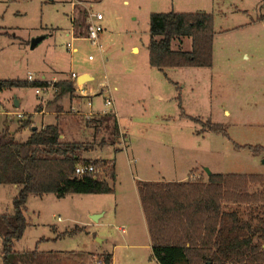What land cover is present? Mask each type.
<instances>
[{
  "label": "rangeland",
  "instance_id": "1",
  "mask_svg": "<svg viewBox=\"0 0 264 264\" xmlns=\"http://www.w3.org/2000/svg\"><path fill=\"white\" fill-rule=\"evenodd\" d=\"M263 2L0 0V79L31 75L34 81L66 80L76 87L72 72L90 71L95 77L80 84L89 98L75 90L56 97L59 89L38 95L34 86L0 90V140L5 129L14 135L23 120L30 125L14 135L17 140H25L34 127L58 123L62 141L92 146L80 152L83 159L111 160L116 167L114 183L107 165L99 174L115 185L112 193L31 195L25 211L29 225L16 241L17 251L37 249L45 263L55 264H98L105 252L113 253L112 264H160L150 246L140 181L207 180L206 168L264 174V23L258 21L264 17ZM196 6L214 15L213 65L151 66V12ZM80 8L103 14L97 22L103 26L101 47L75 37L71 18ZM188 39L175 38L172 47L187 49ZM109 92L124 135H113V119L103 120L111 109L105 105ZM16 99L21 106L15 107ZM44 109L56 114H40ZM9 110L23 116H7ZM209 121L224 130H211ZM19 190L0 184V213L14 212ZM94 214L101 216L94 220Z\"/></svg>",
  "mask_w": 264,
  "mask_h": 264
},
{
  "label": "trees",
  "instance_id": "2",
  "mask_svg": "<svg viewBox=\"0 0 264 264\" xmlns=\"http://www.w3.org/2000/svg\"><path fill=\"white\" fill-rule=\"evenodd\" d=\"M75 37L89 32V12L79 9L71 18ZM149 62L153 67H210L213 65L216 30L214 15L207 11L151 12ZM189 36L190 50L174 49L175 38ZM182 41V40H181ZM56 97L73 92V82L54 83ZM47 81L10 78L0 79V90L13 87L44 86ZM185 114V113H183ZM186 115V114H185ZM113 135L119 134L117 117ZM213 131L224 130L209 121ZM30 125L23 120L15 134ZM32 127V126H31ZM14 134V135H15ZM58 123L32 129L25 140H17L5 129L0 140V184L20 187L13 199L14 212L0 213L2 264H44L38 250L17 251L29 223L25 216L31 195L54 193H112L115 190L116 167L113 161L83 159L80 152L92 148L83 142L61 140ZM254 151L262 146H250ZM78 163L107 165L111 181L101 176L75 174ZM138 192L152 242L153 257L160 264H180L193 250L197 264H264V174L215 173L207 180L140 181ZM73 232V231H71ZM105 264L113 254L104 253ZM190 264L191 260L189 261Z\"/></svg>",
  "mask_w": 264,
  "mask_h": 264
},
{
  "label": "built area",
  "instance_id": "3",
  "mask_svg": "<svg viewBox=\"0 0 264 264\" xmlns=\"http://www.w3.org/2000/svg\"><path fill=\"white\" fill-rule=\"evenodd\" d=\"M102 19H103V14L101 12H97V13H91L90 12V14H89V22H90L89 32H88V35L86 36V37L91 39V41L94 45H97L99 47H101V45L99 43V36H100V33L103 31V26L97 22L101 21ZM72 46H73L72 43H68V47H72ZM71 77L76 82L75 91H77V93L80 94L81 96H83L84 98H86V97L89 98L90 95H89L88 90L86 89L85 85H80L78 83L79 75L76 74L75 72H72ZM28 80L34 81V79L31 75H29ZM42 81H46V80H42ZM57 90H58V87L55 84H51L49 82H47V85H44V86H36V93L38 95H42L44 93H47L50 91H57ZM109 94H107L105 96V105L107 107H111V109L105 110V111H109V112H106L105 114H113L117 117L116 113L112 110L113 109L112 106L114 105L113 97L111 96L110 92H109ZM88 103L91 106V100ZM18 116L22 117L23 114L18 113ZM103 170L104 169H103L102 165L98 166L97 164H94V163H78L75 167V174L78 176H84V175L99 176V174L101 172H103ZM120 229L122 231H124L125 227H121Z\"/></svg>",
  "mask_w": 264,
  "mask_h": 264
},
{
  "label": "crops",
  "instance_id": "4",
  "mask_svg": "<svg viewBox=\"0 0 264 264\" xmlns=\"http://www.w3.org/2000/svg\"><path fill=\"white\" fill-rule=\"evenodd\" d=\"M264 1V0H263ZM127 2V1H126ZM195 4V3H197L196 1H194V2H191V4ZM172 6H174V4H172ZM263 7L262 8H264V2H263V5H262ZM193 8V7H192ZM195 9H194V11H183V10H181V11H178V12H196V11H207L206 9H202V8H200V7H198V6H196V7H194ZM186 10H188V9H186ZM190 10V9H189ZM192 10V9H191ZM208 12V11H207ZM103 19H104V16H103ZM258 21L259 22H263L264 23V17L263 18H261V19H258ZM251 23V22H250ZM73 27V26H72ZM186 41V40H185ZM186 45H187V49H185V50H190L191 49V46H192V40H190V39H188L187 40V42H186ZM189 46V47H188ZM189 48V49H188ZM132 49H133V51H135L136 49L139 51V47L137 46V45H134L133 47H132ZM176 49V48H175ZM137 52V51H136ZM84 73H88V74H90V75H92V76H94L90 71H85V72H83L82 74H84ZM80 76V75H79ZM79 78V77H78ZM94 79H95V77H94ZM93 80V79H92ZM54 81H58V80H56V79H54ZM113 100H114V108L112 109L115 113H116V115H117V118H118V111H117V108H116V103H115V99H114V96H113ZM19 106H21V101H20V105ZM16 107V106H15ZM48 112H50V113H54V114H56L54 111H52V110H47V109H44V111H41V112H39L40 114H42V115H45V114H47ZM18 113H20L19 111H7V116H9V115H17L18 116ZM23 114V113H22ZM19 117V116H18ZM45 126V124L43 125V127ZM119 130H120V128H119ZM121 131V130H120ZM121 133L124 135V132H122L121 131ZM28 138V137H27ZM189 174H191V172L189 173ZM143 209V208H142ZM144 212V211H143ZM146 219V218H145ZM147 223V222H146ZM147 229H148V226H147ZM54 230L55 231H57V232H59V230H58V228L55 226L54 227ZM149 232V231H148ZM149 238H150V234H149ZM101 240V239H100ZM16 245V244H15ZM150 246H151V249H152V242H151V239H150ZM2 247V240H1V237H0V248ZM61 252H64V251H61ZM106 253V252H105ZM61 254H64V253H61ZM107 254V253H106ZM113 254V253H112ZM186 254H187V257L188 258H190V260H191V263L192 264H197V257L194 255V251L193 250H187L186 251ZM65 255V254H64ZM67 255V254H66ZM0 256H1V260H2V253L0 252ZM155 259V258H154ZM49 260V262L47 263V261ZM47 261H46V263H44V264H55L54 262L55 261H52L51 259H48ZM156 260V259H155ZM190 260H188V259H185V258H183L181 261H180V264H190ZM157 261V260H156ZM98 262V264H105L102 260H99V261H97ZM112 263H113V258H112ZM111 263V264H112ZM0 264H2V262L0 263Z\"/></svg>",
  "mask_w": 264,
  "mask_h": 264
},
{
  "label": "water",
  "instance_id": "5",
  "mask_svg": "<svg viewBox=\"0 0 264 264\" xmlns=\"http://www.w3.org/2000/svg\"><path fill=\"white\" fill-rule=\"evenodd\" d=\"M39 40H41V38H38V39H36V40H34L32 42V48L37 45V43H38ZM92 79H94V76H92V75H90L88 73H84V74H81L79 76L78 83L81 84V83L87 82V81L92 80ZM19 105H20V101L16 99L15 100V106L16 107H19ZM33 129L36 130L37 128L34 127ZM206 171H207L208 174L211 173V171L208 168H206ZM100 216H101V214H94V215H92V218L94 220H97Z\"/></svg>",
  "mask_w": 264,
  "mask_h": 264
}]
</instances>
